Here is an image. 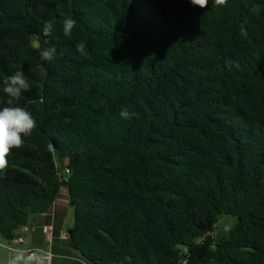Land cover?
<instances>
[{
  "label": "trees",
  "instance_id": "1",
  "mask_svg": "<svg viewBox=\"0 0 264 264\" xmlns=\"http://www.w3.org/2000/svg\"><path fill=\"white\" fill-rule=\"evenodd\" d=\"M9 106L37 127L0 171V242L62 189L89 264H264V0H0Z\"/></svg>",
  "mask_w": 264,
  "mask_h": 264
},
{
  "label": "clouds",
  "instance_id": "2",
  "mask_svg": "<svg viewBox=\"0 0 264 264\" xmlns=\"http://www.w3.org/2000/svg\"><path fill=\"white\" fill-rule=\"evenodd\" d=\"M226 0H214L216 4H224ZM193 6L205 9L209 5V0H190ZM76 25V21L72 18H67L63 22L64 34L70 35ZM77 51L83 53L84 43L77 44ZM56 49L48 48L40 52L42 60L51 61L54 59ZM231 63V62H226ZM238 67V65H237ZM30 85L27 82L23 71L17 70L5 82L3 92L10 98L19 99L22 91L29 90ZM9 104L12 100L9 99ZM122 118H128V111L122 110L120 113ZM37 127V121L32 114L24 107L9 106L0 109V171H3L8 166V157L13 149H18L23 144V137L28 136ZM46 256L41 255L39 251H28L25 249H15L14 255L8 260L7 264H45Z\"/></svg>",
  "mask_w": 264,
  "mask_h": 264
},
{
  "label": "crops",
  "instance_id": "3",
  "mask_svg": "<svg viewBox=\"0 0 264 264\" xmlns=\"http://www.w3.org/2000/svg\"><path fill=\"white\" fill-rule=\"evenodd\" d=\"M70 212L72 213V210L68 205L67 193L61 189L50 212L31 220L30 233L24 234L21 229L16 232V237H23V243L16 249H48L53 255L51 264H89L78 257L75 247L69 240L68 230L72 226L66 231L63 230V224ZM43 227L51 228L52 242L46 241L42 234ZM61 235H66L67 238L64 240ZM5 244L0 242V264H7V260L14 255V251L9 252L4 248Z\"/></svg>",
  "mask_w": 264,
  "mask_h": 264
},
{
  "label": "built area",
  "instance_id": "4",
  "mask_svg": "<svg viewBox=\"0 0 264 264\" xmlns=\"http://www.w3.org/2000/svg\"><path fill=\"white\" fill-rule=\"evenodd\" d=\"M68 174H69V171L67 169H64L59 174V178L63 179ZM21 230L24 234H28L32 231V228L31 227H22ZM50 232H51V228H49V227H43L42 228V234L44 235V237L48 243L52 242V236H51ZM212 234H213L212 231H207V233H206V235H212ZM61 238L65 240L67 238V236L61 235ZM22 243H23V237H18L16 239L12 240L11 242L5 244L4 248L6 250H8L9 252H12L16 249L17 246L21 245ZM27 250L28 251H39V253L41 255H44L47 257V259L45 260V264H51L53 255H52L50 250L45 249V248H36V249H27ZM184 253H186V251H184ZM180 264H185V262L183 261Z\"/></svg>",
  "mask_w": 264,
  "mask_h": 264
},
{
  "label": "rangeland",
  "instance_id": "5",
  "mask_svg": "<svg viewBox=\"0 0 264 264\" xmlns=\"http://www.w3.org/2000/svg\"><path fill=\"white\" fill-rule=\"evenodd\" d=\"M72 213L68 215L66 218V222H64L63 230L69 229L72 226ZM237 220L235 218H228L227 220H220L217 225V233H224L230 226H233Z\"/></svg>",
  "mask_w": 264,
  "mask_h": 264
},
{
  "label": "water",
  "instance_id": "6",
  "mask_svg": "<svg viewBox=\"0 0 264 264\" xmlns=\"http://www.w3.org/2000/svg\"><path fill=\"white\" fill-rule=\"evenodd\" d=\"M33 47H34L35 49H37V48L39 47L38 42L35 41V42L33 43ZM69 239L72 240L71 235H69Z\"/></svg>",
  "mask_w": 264,
  "mask_h": 264
}]
</instances>
